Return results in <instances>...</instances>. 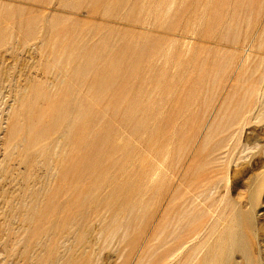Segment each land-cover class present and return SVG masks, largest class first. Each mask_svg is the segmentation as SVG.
<instances>
[{"label":"rangeland","instance_id":"374dc122","mask_svg":"<svg viewBox=\"0 0 264 264\" xmlns=\"http://www.w3.org/2000/svg\"><path fill=\"white\" fill-rule=\"evenodd\" d=\"M257 47L264 0H0V264L158 258ZM261 125L241 138H264ZM249 162L227 172V193L256 192L249 236L264 246V150Z\"/></svg>","mask_w":264,"mask_h":264},{"label":"bare ground","instance_id":"6f19581e","mask_svg":"<svg viewBox=\"0 0 264 264\" xmlns=\"http://www.w3.org/2000/svg\"><path fill=\"white\" fill-rule=\"evenodd\" d=\"M253 54V61L247 66L242 63L239 67V70H244L242 78L247 92L243 94L239 113L226 131L220 152L194 187L189 184L190 178L182 184L184 196L189 199L185 226L169 247L157 254L158 258H149L145 264H192L201 252L204 255L198 259L200 264H228L236 252L241 255L240 264H254L256 258L258 262L262 256L264 246L256 241L255 232L258 230H254L252 237L249 236L252 222L248 217L255 209L256 192L235 201H230L227 193V172L248 167L251 156L264 150V138H259L258 134L252 140L247 136L241 138L249 124L262 121L260 130L264 131V48H254ZM246 60L247 57L243 62ZM228 209L234 210L231 216L236 215L232 220L225 221Z\"/></svg>","mask_w":264,"mask_h":264}]
</instances>
